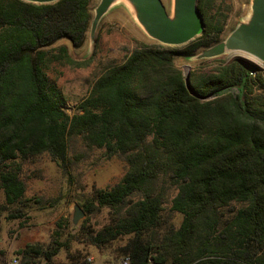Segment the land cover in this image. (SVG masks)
I'll return each instance as SVG.
<instances>
[{
    "label": "trees",
    "instance_id": "trees-1",
    "mask_svg": "<svg viewBox=\"0 0 264 264\" xmlns=\"http://www.w3.org/2000/svg\"><path fill=\"white\" fill-rule=\"evenodd\" d=\"M227 1L198 0L205 29L186 45L140 42L71 114L49 72L89 65L58 44L85 46L92 0H0V215L24 216L23 166L44 154L69 172L81 141L127 165L118 183L79 205L86 217L76 234L59 221L52 243L28 245L21 264H92L74 242L103 249L123 240L117 252L129 264H264L263 70L242 57L204 59L189 86L176 65L222 42ZM168 204L183 216L178 228ZM102 209L110 217L97 230L91 220ZM63 250L67 261L57 262Z\"/></svg>",
    "mask_w": 264,
    "mask_h": 264
},
{
    "label": "rangeland",
    "instance_id": "rangeland-1",
    "mask_svg": "<svg viewBox=\"0 0 264 264\" xmlns=\"http://www.w3.org/2000/svg\"><path fill=\"white\" fill-rule=\"evenodd\" d=\"M168 12L172 14L173 0H163ZM101 0H92L93 15ZM253 0H228L225 8L228 19L222 41L226 40L240 24L247 22L252 16ZM161 44L152 39L141 26L134 8L126 0H117L101 19L94 39L91 30L82 49L75 50L68 40L59 45H67L72 57L88 66L74 67L63 63H55L50 69V76L58 84L61 92L68 99L69 112L73 114L76 105L85 99L98 77L111 64H121L139 46V43ZM174 47V46H172ZM236 57L246 58L256 63L264 73V62L258 61L243 52H228L218 57L220 61H231ZM204 59L177 58L176 65L185 75ZM219 64V62L214 65ZM76 154L81 160L75 161L69 172H65L57 163L44 154L23 166L21 176L27 185L26 206L23 217L12 218L14 208H8L0 215V264H10L24 260L20 254L28 245L40 244L48 247L52 243L53 234L59 221L71 222L68 233L76 234L82 223L73 224L75 207L92 199L94 192L118 183L127 171V165L120 157L108 160L103 150L88 149L81 141L75 144ZM0 203H4L0 191ZM235 207L239 204L235 203ZM175 226L180 227L183 216L170 213ZM86 217V216H85ZM109 209L97 211L91 220L92 226L99 230L108 223ZM125 240L111 244L103 249L92 245L74 242L73 252L83 251L92 264H123L125 259L118 256L117 249ZM57 262H66V251L56 258ZM38 263V261L36 262Z\"/></svg>",
    "mask_w": 264,
    "mask_h": 264
},
{
    "label": "water",
    "instance_id": "water-1",
    "mask_svg": "<svg viewBox=\"0 0 264 264\" xmlns=\"http://www.w3.org/2000/svg\"><path fill=\"white\" fill-rule=\"evenodd\" d=\"M36 4H50L60 0H24ZM117 0H101L96 8L91 27L94 39L103 16ZM135 10L137 19L146 33L154 40L166 46H182L190 43L205 29L198 0H173L170 14L163 0H126ZM252 16L221 43L202 51L197 59H214L228 52H243L264 62V0H253ZM190 86L189 73L186 77ZM86 214L80 206L75 207L73 224L77 226Z\"/></svg>",
    "mask_w": 264,
    "mask_h": 264
},
{
    "label": "built area",
    "instance_id": "built-area-1",
    "mask_svg": "<svg viewBox=\"0 0 264 264\" xmlns=\"http://www.w3.org/2000/svg\"><path fill=\"white\" fill-rule=\"evenodd\" d=\"M17 262H18L17 260H14L10 264H17ZM123 264H129V259H126Z\"/></svg>",
    "mask_w": 264,
    "mask_h": 264
}]
</instances>
